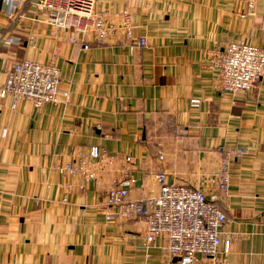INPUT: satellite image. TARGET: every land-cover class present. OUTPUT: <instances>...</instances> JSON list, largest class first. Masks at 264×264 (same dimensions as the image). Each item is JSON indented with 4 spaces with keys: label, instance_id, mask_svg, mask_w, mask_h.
<instances>
[{
    "label": "crops",
    "instance_id": "obj_1",
    "mask_svg": "<svg viewBox=\"0 0 264 264\" xmlns=\"http://www.w3.org/2000/svg\"><path fill=\"white\" fill-rule=\"evenodd\" d=\"M20 1L9 18L0 0V88L14 62L54 61L60 101L13 107L0 96V264H171L166 238L149 245L143 220H108L112 181L129 168L130 197L142 199L160 193L165 173L168 184L212 196L222 145L241 152L228 194L215 200L230 252L222 245L221 261L200 255L197 264H264V73L248 92H223L216 64L231 41L264 49V0L253 13L249 0H97L116 23L132 14V35L120 29L105 44ZM95 145L114 161L83 190H62L81 177L58 167Z\"/></svg>",
    "mask_w": 264,
    "mask_h": 264
},
{
    "label": "built area",
    "instance_id": "obj_2",
    "mask_svg": "<svg viewBox=\"0 0 264 264\" xmlns=\"http://www.w3.org/2000/svg\"><path fill=\"white\" fill-rule=\"evenodd\" d=\"M5 3L9 18H14L17 8L23 4L20 0H5ZM35 4L39 10L47 12L51 24L73 31L75 38L92 34L97 43L105 44L120 29L129 36L133 32L132 14L128 10L121 13L120 22L116 23L97 10V0H36ZM248 7V13H253L254 0H249ZM3 38L0 36V43ZM138 44L146 46L147 39L139 38ZM216 64L221 91L248 92L264 73V49L247 41H231L219 53ZM6 76L0 96L10 97L13 107L22 99L31 100L37 107L60 101L61 73L54 61H16ZM65 96L69 99L70 93ZM192 103L197 105L199 100L193 99ZM219 149L224 157L215 176L212 196L197 187L168 184L166 174L158 173L156 178L161 184L160 193L134 199L130 197V187L136 179L129 168H125L122 178L113 179L107 196L110 208L108 220H143L146 225L145 239L149 245L162 236L166 238V250L176 258L171 264H197L200 255L221 261L223 257L218 258L220 248L223 245L224 256L228 254L230 241L222 237L227 217L215 200L228 194L232 178L231 161L241 152L225 145ZM114 159L106 148L92 146L78 160L58 167L70 177H81V182L64 181L59 183V187L68 192L76 187L83 190L90 181L97 179L99 167L112 163ZM125 161L130 163L132 158L128 156Z\"/></svg>",
    "mask_w": 264,
    "mask_h": 264
}]
</instances>
